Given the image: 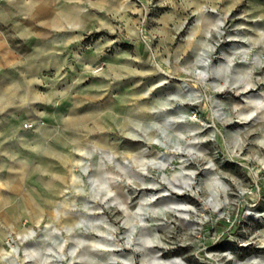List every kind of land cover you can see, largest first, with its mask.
I'll use <instances>...</instances> for the list:
<instances>
[{
    "label": "rangeland",
    "instance_id": "obj_1",
    "mask_svg": "<svg viewBox=\"0 0 264 264\" xmlns=\"http://www.w3.org/2000/svg\"><path fill=\"white\" fill-rule=\"evenodd\" d=\"M0 264H264V0H0Z\"/></svg>",
    "mask_w": 264,
    "mask_h": 264
},
{
    "label": "bare ground",
    "instance_id": "obj_2",
    "mask_svg": "<svg viewBox=\"0 0 264 264\" xmlns=\"http://www.w3.org/2000/svg\"><path fill=\"white\" fill-rule=\"evenodd\" d=\"M204 8H205V7H204ZM203 11H204V10H203ZM205 12H206V11H205ZM219 16H220V15H219ZM218 19H220V18H218ZM217 21H218V20H217ZM217 23H218V22H217ZM191 178H192V177H191ZM189 184H191V181L189 182ZM189 184H188V185H189ZM17 252H18V251L16 250V251H15V254H16V255H17ZM7 254H11V252H7Z\"/></svg>",
    "mask_w": 264,
    "mask_h": 264
}]
</instances>
